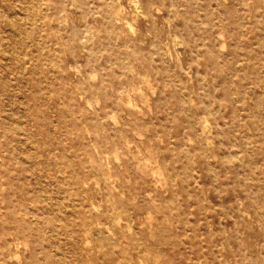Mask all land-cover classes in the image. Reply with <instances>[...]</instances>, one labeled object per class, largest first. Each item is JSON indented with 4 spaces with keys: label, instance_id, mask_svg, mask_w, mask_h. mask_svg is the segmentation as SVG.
<instances>
[{
    "label": "bare ground",
    "instance_id": "bare-ground-1",
    "mask_svg": "<svg viewBox=\"0 0 264 264\" xmlns=\"http://www.w3.org/2000/svg\"><path fill=\"white\" fill-rule=\"evenodd\" d=\"M198 1L0 0V264H174L166 252L185 241L159 216L167 204L159 178L195 183L190 199L200 204V178L215 175V160L227 168L239 159L229 138L215 147L211 137L210 116L231 95L233 127L249 121L257 143L240 160L256 169L234 173L229 185L251 198L264 193V104L258 115L241 113L244 98L229 84L240 70L264 71L240 42L264 29V0ZM251 5L259 19L249 27ZM73 41L77 64L67 60ZM226 130L219 134H235ZM223 238L205 254L209 264H264L263 245Z\"/></svg>",
    "mask_w": 264,
    "mask_h": 264
},
{
    "label": "rangeland",
    "instance_id": "rangeland-1",
    "mask_svg": "<svg viewBox=\"0 0 264 264\" xmlns=\"http://www.w3.org/2000/svg\"><path fill=\"white\" fill-rule=\"evenodd\" d=\"M208 1L209 0H199L197 5H203ZM209 2L211 7L217 5L215 0ZM221 4L225 7L230 4V0H221ZM124 6L126 14L131 16V8L126 5V3ZM224 7L222 6L221 8ZM71 12L73 20L72 25L78 24L77 9H72ZM244 19L249 27L257 23L259 17L257 16V10L254 6L251 5L250 9L245 12ZM138 26H141V23H138ZM68 31L69 36L73 37L74 34L71 33L72 28L70 26ZM245 40L248 41L250 48L255 52L257 57H259L263 65L264 29L259 31L249 30L247 35H242L240 42ZM71 47L75 49L76 55H68L67 60L72 62V64H77V62L82 59L79 47L75 41L71 43ZM178 50L181 52L182 57L185 58V62H187L188 54L184 52V47H179ZM227 51V48L222 50L224 53ZM67 60L64 59L63 63L65 64ZM223 63L226 64L227 62ZM250 65V67H253L252 63H250ZM198 67L200 66L195 65V69ZM80 77L82 83L87 84L89 82L86 74ZM179 78L182 83H187L190 79L183 71L180 72ZM153 82L156 83L155 80H153ZM229 84L234 90L233 95H239V93H241L244 98L243 102L239 103L241 108L244 103L242 110L240 109L241 113L249 112L258 115L257 104L259 102L264 104V71L260 70L259 75L256 76L252 73L249 74L240 70L237 74L230 76ZM155 88V93L151 96V102L159 95L157 84ZM216 94L223 98L222 89L218 90ZM231 97L232 95L228 99H224V104L216 116H210V120L214 125V134L211 137L214 140L213 145L215 147L219 146L221 143L223 145L229 138L232 144L230 152H233V155H239V159H234L227 168L220 164L218 158L215 160L213 164L215 175L210 174L204 179L202 177L200 178L201 181L207 182L206 186L200 187L199 189L200 204H197L196 199H190L191 193L194 188H196L195 183H189L184 189L177 181L175 183L170 182V184L169 181H167L166 183L165 174L163 175L164 177L159 178V202L163 201L167 203L162 213L159 212V216H168L169 228L176 231L183 241H187V243L184 242V244L180 245L178 249H170L166 252V256L171 258L174 264H209L205 254L207 252L217 253L222 240H224L223 237L228 238V240H233L235 237L238 239L247 238L254 243L256 247L264 246V193L258 192L254 198H251L248 196L246 189L244 190L240 186L232 187L228 182L236 172L242 173L243 175L247 174L246 176L254 172L256 169L254 163L250 162V166L249 164L246 165L245 170H243V168L240 167V160L247 155L248 149L251 148L250 150H252L253 147L256 149L255 144L257 143L255 129L249 121H245L240 131L233 127L231 114L232 112H238L239 108L236 104L234 105L235 102H232L233 98ZM91 111L92 109H89V112ZM23 123L27 124L25 120H23ZM225 129H227L226 131L230 129L235 134L227 133V136L225 134H219L220 131L222 132ZM230 130L229 132H231ZM241 133H244L246 138H243ZM190 135L194 138V142L197 144L196 146H200V139L198 136L193 133ZM187 139L188 134L184 138L185 145ZM162 145L166 146V143H162ZM252 153L256 159L261 157V152L259 150H254ZM181 155H184L183 152H181ZM169 167L173 169L174 165L170 163ZM161 179L163 181H161ZM185 193H189L188 201L184 199ZM172 194H174V201H167ZM210 236L214 240L212 245L207 242ZM251 249L252 247L249 248V253H252ZM253 254L255 253L253 252Z\"/></svg>",
    "mask_w": 264,
    "mask_h": 264
}]
</instances>
